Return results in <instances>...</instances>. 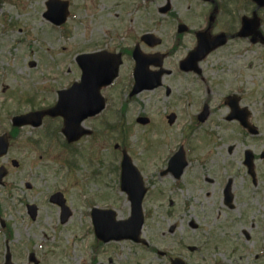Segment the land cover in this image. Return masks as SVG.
Returning <instances> with one entry per match:
<instances>
[{
  "label": "rangeland",
  "instance_id": "1",
  "mask_svg": "<svg viewBox=\"0 0 264 264\" xmlns=\"http://www.w3.org/2000/svg\"><path fill=\"white\" fill-rule=\"evenodd\" d=\"M45 1L3 0L1 5V132L10 131L12 116L32 110L35 104L36 108L54 104L58 97L57 90L79 79L80 69L75 61L76 55L103 46L106 42L105 37H110L109 34L106 35V30L116 26L121 20L120 15L129 4V0H71L74 3L72 8L74 16L68 22V27L60 29L50 25L43 18L42 14L46 10ZM173 1L177 8H181L186 0ZM250 1L245 0L247 10L251 7ZM151 15L146 18L151 20ZM167 24H173V21L170 20ZM68 29L70 32L66 34ZM111 43L109 38L108 45L111 46ZM232 53L234 48H224L202 63L203 75L208 76L211 84L210 104L214 111L212 116L217 118L216 121H221V117L227 113V109H216L219 107L221 96L233 90L235 86L250 91L249 95L264 96L263 54L259 50L250 51L247 48L240 61H237L231 56ZM249 62L253 63L252 68L247 67ZM244 63L246 67L243 66ZM126 65L127 63L122 70ZM127 70L126 68L123 72L116 87L103 92L108 101L103 113L94 120L86 121V126L103 130L100 139L94 142V147L91 149L89 147L93 142L92 137H84L81 141L71 144L72 149L67 147L61 129L56 131L55 124L50 125L46 121L48 131H53L51 138L44 137L46 127L35 130L25 127L21 129L18 140L13 143L7 156L0 160V165H5L9 169L7 185L0 186V264L4 262L7 246L12 250L13 261L16 264H34L28 257V253L32 251L41 259V264L87 263L85 254L91 251L90 243L93 236L85 231L90 229L91 220L88 216V205L83 207L81 200L94 196L96 201L99 197L100 202L97 203L100 206H113L118 203L115 202L118 199L109 198L112 196L109 191L106 192L105 198L98 195L106 191L102 182H99L102 175L108 176L109 172L111 173L110 183L107 185L112 184V188L116 184V177L118 178L116 167L119 166L120 152L114 146L116 143L122 144L124 138L120 129L112 130L118 121L124 122L125 127L130 128L131 137L128 141L132 147L128 148V152L134 163L144 168V174L147 172L149 178L156 174L155 170L160 166V161L169 152L166 146H174L183 139L179 138L180 131L175 132V126L168 132L160 123H154L145 129L144 126L132 123L139 111L152 114L157 122L171 111L170 105H174L182 115L190 111V104L181 106L175 101L176 108L170 98H167L170 105L167 100L160 101L158 98L144 101L135 99L129 104L126 113L121 112L122 101L126 98ZM165 81L178 83L180 79L174 74L166 76ZM206 86L208 84L205 83L200 97L207 94ZM244 103L250 105L249 99L246 98ZM251 104L254 106L251 110L254 120L261 127L264 120L257 115L259 104ZM165 107L167 112L164 113ZM207 126L216 128L215 124L204 125L205 128ZM233 127V124L227 125L222 122L223 130H220L222 132L220 136L209 138L208 143L203 140V144L193 141V145L197 147L196 156L212 157L204 167L193 165L199 169L192 168V171L201 174L194 184H188L187 189V195L205 200L206 206L199 214L200 221L194 216L185 220L180 215L169 219L161 215L158 209V212L152 211L145 232L151 245H155L159 250L168 251L166 256H160L155 251L147 249L139 251L132 245L120 244L116 247H101L102 255L97 264H170V254L185 257L187 264H264L262 202L264 195L259 193V188L264 190V164L256 165L258 174L257 184L254 186L258 188L257 193L254 190L257 194L256 201L245 196L247 181L235 179L233 212H229L230 209L225 206L222 198V185L227 179L221 171L222 166L230 165L242 149L256 148L254 141L245 142L244 147L240 140L243 136ZM30 139L40 141L38 146L33 147ZM229 146L233 147L232 151H229ZM13 158L20 161L19 167L12 166ZM205 175L213 180L206 185L203 182ZM90 177L93 180H90ZM186 178L188 181L191 179L194 181L192 173L191 177ZM187 180L185 179L186 182ZM26 182L31 184V188H27ZM161 185L163 184L160 180H157L152 190L155 187L156 191ZM80 189L84 196L81 195ZM58 190L64 192L73 213L65 224L60 221L59 207L48 201L49 196ZM207 192L210 194L209 197L206 195ZM151 201L152 205L157 203L154 198ZM27 203L39 206V214L35 220L26 212ZM125 203L123 199L121 205L125 206ZM217 208L225 212L218 215ZM252 216H255V221ZM192 219L202 227L196 231L192 230L190 225ZM2 221L5 227H2ZM251 221L255 222V225H252ZM174 222L181 226L170 232L168 229ZM244 231L250 235L249 240H245ZM207 232L212 235L213 242L208 241L204 246L205 240H208ZM181 239L185 244H180ZM236 239L240 243L235 242ZM186 245L195 247V250L192 251ZM116 250L118 252L114 253ZM256 255L260 261H257Z\"/></svg>",
  "mask_w": 264,
  "mask_h": 264
},
{
  "label": "flooded vegetation",
  "instance_id": "2",
  "mask_svg": "<svg viewBox=\"0 0 264 264\" xmlns=\"http://www.w3.org/2000/svg\"><path fill=\"white\" fill-rule=\"evenodd\" d=\"M168 1L171 4V9L169 10V15L171 16L173 20V24H167V23H161L160 20H134L131 19L130 23L128 25H125L121 27V30H125V32L128 34V37H141L144 33H154L156 35H161L162 37L164 35H168L173 33V37H175L179 41V45L181 48L184 49L183 52H181L177 58V69L174 72H171L169 75H172L174 73H177L178 78H183L186 76H196L197 74L192 71H183L181 69V61L187 56L188 52L193 49L197 43V32L198 31H207V34L209 36H215L219 34L220 32H224L226 34V43L224 47H232L234 48V53L231 54V56H237L239 51V46L244 43L246 38H242L238 35V31L241 25V16L240 12L236 13V15L231 16L229 5L223 4L222 6L217 3L216 1L211 2H201V0H186L185 5L181 8H177L176 5H173V1L171 0H164L160 3L156 2L155 8L156 12L160 13L163 8L167 6ZM238 8V7H237ZM234 13V12H233ZM213 16V22L210 24V18ZM204 17H208V23L205 24ZM221 17H225V21L223 23V27H219L218 23L221 19ZM184 26V31L179 32V26ZM174 27V28H173ZM256 45H261L260 43H256ZM221 48H218L211 52L209 55H207L205 58H209L215 52L220 50ZM142 50L146 53H154L158 50L155 48H150L143 44ZM123 53H125V50H122ZM204 58V59H205ZM154 69V68H153ZM186 83H188V80L186 81H180L178 83H175V89L173 92V89L171 86L165 85L164 82L161 83V85L154 89V91L159 90L165 93L166 96H171L172 98L177 97L178 99H187L189 95L186 93L188 90V87L186 86ZM178 87L184 88L183 91L179 92ZM145 92V91H144ZM236 123L239 125V128L241 130H247L244 127L241 126V124L236 121ZM260 128V127H259ZM264 131V128H260V133ZM258 131L255 134L256 137L253 139L255 142V150L259 148L258 155L256 159H258V162H261L262 159H264V137H261ZM259 134V135H258ZM250 148V147H246ZM245 151H243V159L242 162H244V154ZM254 153V150H252ZM188 166V164H187ZM186 166V169H187ZM184 171L183 175L181 177L187 176V171ZM207 182H212L213 180L211 178L206 179ZM188 189V188H186ZM208 197L210 196L209 193L206 194ZM223 201L225 200L226 204V198L223 195ZM205 200L195 197L192 195H187V190L185 193L182 194V197H169L167 195L161 194L159 195V207L161 210L167 213L174 214L178 209L180 211L184 209H188L191 214H201L202 212L200 210H203L205 208Z\"/></svg>",
  "mask_w": 264,
  "mask_h": 264
},
{
  "label": "water",
  "instance_id": "3",
  "mask_svg": "<svg viewBox=\"0 0 264 264\" xmlns=\"http://www.w3.org/2000/svg\"><path fill=\"white\" fill-rule=\"evenodd\" d=\"M59 6L60 5L55 7V0H51L49 3L50 9L46 13V16L49 19H52L53 21L55 20L57 22H63V20H64V18H63L64 17V14H63L64 9L60 8V10H58ZM65 7H66V5H65ZM100 56L107 57V55L103 54V53L86 56V59L90 63V65H89L90 74L87 76V72H86L84 75V78H87L88 80H91L92 82L95 81L97 83L96 87H99V86H102L103 84H105V76H107L109 78L114 77L117 73L118 64H119V57L117 56V58L114 57V58H116L115 61L112 60V62H113L112 67L105 66V62L103 61V58H101ZM84 86H83V83L75 84L70 90L61 92L60 100H59L57 106L49 112L52 114L60 113L64 116H66L68 121L69 120H78L80 122L81 119H83L88 114V112L94 113V112L100 110L98 108V109H95L93 111L91 109L85 108L86 105L94 107V105H96V104L101 105V103L87 98L86 95H84V99L81 100L80 96H81V92L83 93L82 90H83ZM82 106H84V110L82 109ZM102 106H103V101H102L101 107ZM66 109H67V112H66ZM42 114H44V113L39 112V113L35 114V119L39 120V122H40ZM20 118H25V117H20ZM17 124H21V122H19ZM85 132L86 131L83 130L81 133H85ZM7 145H8L7 138L6 137L0 138V156L6 152ZM3 175H5V170L0 169V178ZM127 176L128 175L124 172L123 173V188L126 190L128 189V187L130 185L136 184L132 180L128 179ZM135 213H139V210H137ZM65 219H66V217H64V220ZM112 231L115 232L118 236L122 237L115 229H112ZM128 236H131V235L129 234V235H127V237ZM7 264H10V261H8Z\"/></svg>",
  "mask_w": 264,
  "mask_h": 264
}]
</instances>
